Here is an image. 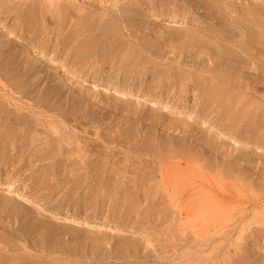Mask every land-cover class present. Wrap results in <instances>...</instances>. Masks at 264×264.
<instances>
[{
  "label": "rangeland",
  "instance_id": "rangeland-1",
  "mask_svg": "<svg viewBox=\"0 0 264 264\" xmlns=\"http://www.w3.org/2000/svg\"><path fill=\"white\" fill-rule=\"evenodd\" d=\"M33 1L34 0H10L9 2V0H0V73L2 74H0V97H2V94L4 95L2 97L4 104L0 102V108L4 105V108L6 107L5 109L10 113L3 110V107L1 108L2 110L0 109V113L1 111L3 113H1L2 116L0 114V123H6V128L3 126L4 124L0 125V127H3H1L2 131L0 128V133L3 132L0 134L2 135L0 136V140H5H3L2 143L0 141V202L4 200L0 203V206L3 207V203H5V205L8 204V206L10 205L9 207H7V205H4L3 208L0 207L2 208V210L0 209V211H2L0 212V221H3L2 223L0 222V227H2L0 228V252L2 253L5 248L7 249L3 251L2 254L4 255L0 253L1 264H11L12 262L13 264H63L64 262V264H185L186 261L187 264H197L199 253L200 256L204 254L202 257L205 258L201 257V259L198 260V264H200V262L201 264H221L222 262V264H264V241H261V238L263 239L264 237L262 234L264 235V233L260 235L259 231H254L253 234L249 235L248 233L250 232H247L249 229H246L248 223L253 227L257 226V228H262V224H264V211L262 212V210H264L262 209L264 206V197L255 196V194L264 196V121H261L262 119L260 116L258 117V114L262 115V111L264 110V0H55V2L46 0L50 1V4L52 3L51 6L48 4L49 2L45 4L44 0V2L35 0V4ZM59 1L63 2L59 3ZM37 3H40V7ZM53 3L57 6L53 5ZM61 4H63V8H61ZM33 5L39 7V11L38 8L34 9ZM41 5L48 7L46 9L44 8L46 12L42 13L45 10H41L43 9ZM52 6L57 9L52 10ZM31 7L33 8L31 9ZM39 12H41V14H39ZM37 15L38 17H36ZM40 16L42 18H40ZM25 21L27 23L29 21V25H27ZM98 21L100 26L103 25L101 28ZM31 23L32 25L30 26ZM33 27L35 28L34 30L32 29ZM31 32H33L32 35ZM37 32L41 34L40 37V34L38 35ZM168 34L173 38L176 36L175 39H172ZM168 36L170 37V41ZM169 44H171V46H169ZM172 46H174L173 50ZM26 51L29 52L30 55L28 53V55L25 54ZM5 53L8 54L6 55ZM11 56L12 58L10 59ZM228 56L231 58H228ZM8 57L9 59L7 60ZM2 58L5 59V61H3ZM1 65L3 67H1ZM227 70H230L233 74L240 72L238 73L239 81L237 82V86L240 85L239 87L235 85L236 82L234 86L233 83L228 86H226L224 82L222 83V79H224L223 73ZM8 72L10 73L9 75ZM24 72L25 77L23 76ZM59 74H64L68 82L60 76L58 78ZM38 79L39 81H37ZM30 82L35 83L32 85ZM1 83L4 84L2 85ZM13 83H15V85ZM217 83L218 86L223 88L222 92L219 94L216 90L218 87ZM27 84L30 85L28 89H26ZM16 85L17 89L15 88ZM229 87L233 89L227 91L230 89ZM12 88L16 89V91L11 90ZM23 88L27 93L24 92ZM5 94L9 95L7 96ZM25 94H29L32 98ZM11 95H13L14 99ZM5 96L7 97L4 98ZM5 100L7 101L5 102ZM9 102L13 105L11 103L9 104ZM36 105H40L39 107L43 112L37 109L39 107ZM29 106H31V108ZM28 107L29 109H27ZM42 107H44V109ZM14 108L15 110H12ZM18 108L21 109V111ZM231 108L234 109L232 110ZM221 111L224 112V114H222ZM246 113L249 117L246 116ZM58 114L60 116H58ZM5 116L15 117H9L10 119H7ZM26 116L27 118H25ZM227 118H229V120ZM3 119L5 122L1 121ZM11 119L13 124L11 123ZM22 119H24V123L21 121ZM90 119L92 120L90 121ZM177 119L182 123H178ZM33 120L36 124H34L35 122ZM219 120L221 122H219ZM15 122H17V124ZM54 122H56L55 125ZM10 123L11 125H9ZM22 123L27 127L30 125L31 128H24L26 126H23ZM172 123L174 125H172ZM258 123L260 124L258 125ZM92 124L95 125L93 126ZM177 124L180 129L177 126L178 130L175 131L173 128ZM187 124H189V126ZM11 126H13V129L10 128ZM19 126H23L24 129H21L22 127L20 128ZM58 126L61 127V129ZM168 126L169 131L166 130ZM170 126H173L171 128L174 131L171 130ZM39 127L40 129H38ZM94 127L98 129L96 130ZM243 127L245 129H243ZM16 128H19V130ZM33 129H36V131ZM41 129H43L41 131L43 133L39 132ZM37 130L38 133H35ZM11 132L15 133L12 134ZM51 132L58 135H53ZM67 133L71 134H69L70 139ZM47 134L50 136L48 137ZM113 134L115 135L113 136ZM5 135H8L7 139L9 137L14 139L13 142L15 143V140L18 139L19 143L14 146V143H11L9 139L7 142ZM12 135L16 136V138ZM116 135L119 138H117ZM24 138H26L27 141H24ZM41 138L43 140L40 141ZM108 138L111 139V143L113 141L111 145L110 140H107ZM156 138L157 140L155 141ZM37 139H39L38 142ZM49 139L52 140V143L51 141L49 142ZM67 139L71 140V146ZM29 140L30 144H28ZM59 141L63 143H59L61 144L60 146L56 144ZM39 142H41V145L38 148L41 149L36 150L34 145L36 143L35 146H37ZM64 142L66 146L69 144L68 147L64 148ZM7 144L10 145V148ZM18 145H21L22 148L19 146L17 149L16 146ZM28 145L31 146L28 147ZM48 145L50 151H52L50 153ZM88 145H90V147ZM167 145L173 149H170ZM92 146H95L98 151L96 149L94 150L93 148L95 147ZM174 146L177 147L178 152L180 151V153L182 152L184 155H191L187 157L192 159H189L190 164L188 166L185 161L181 159L180 167L184 169V167L187 166V168L185 173L179 174V178L199 181L208 175H211V177L213 175V180H216L215 178L219 176V179L217 178V183H221L222 188L226 192L229 194L232 192L235 196L239 191L238 198L235 196L238 201L244 197L242 201H239L241 202L239 206H241L242 203L243 206L239 207L237 205L238 207L233 210V212L236 211L235 215L237 216L232 217L231 221L233 222L235 220L236 224L240 226L242 225L241 220H243V222L245 221L243 224L245 226L242 225L245 229L241 232L245 237L242 236L236 239L238 235L241 236L240 232H238L241 229L239 225V227L237 226V233L227 231L231 229L230 224H235V222L232 223L230 221H227V224L224 223L226 226L228 225L227 228H229L227 229L226 226L224 227L223 225L225 231L221 228V225L219 226L220 229L223 230L222 233L225 232L224 235L217 233L219 236L215 237L216 233H211L215 228L209 227V225L213 223L208 222L205 224L208 230L205 229L203 232L205 238L202 236L199 240H192V229L194 230V228L200 227V225L197 224V226L193 228L191 226V224L194 226L193 220L197 218V215L190 218L189 223L185 220L186 216H184V211L178 214L176 213V209L168 208V206L165 205L162 207L152 206L150 202L152 198L150 190L153 191L156 180L159 181L161 178L159 177L160 174L154 175L149 173L154 167H157L155 164V162L158 161L157 158L169 155L172 150L175 151L174 149L176 148ZM107 147L108 150L110 149V153L114 150L112 152L115 154H111L115 156L113 157L110 154L112 159L109 156L108 150L104 149L105 152H108H106V154L103 151V148ZM180 147L183 148L181 149ZM2 148L3 150H1ZM89 148L91 149L89 150ZM164 148L165 153L163 152ZM30 149H32V151ZM166 149H170L168 153ZM29 150L31 152H29ZM55 151L57 152L56 154ZM58 152L60 154H58ZM137 152L140 154L137 155ZM149 152H154V155ZM42 153L44 154L42 155ZM52 153L53 156L55 154L54 158L51 157ZM73 153L75 156L80 154V158H75ZM101 153L105 155L102 156ZM28 154L31 155V158ZM66 154L70 155L66 156ZM98 154L102 157L105 156L103 161L107 159L109 162L107 160H105L106 163L105 161L102 162L100 160L102 158ZM156 154L162 156L159 157ZM59 155L65 156V159L68 158L70 161L67 159L66 162L62 156L57 157ZM135 155L140 159L135 157ZM155 155L156 157L153 160H156L153 164V160L151 159ZM130 156L131 159L129 158ZM120 157H123L122 159L126 161H121L124 162L122 164L125 165V168L123 166L122 169L117 168ZM195 157L197 158L195 159ZM44 158L47 159L44 160ZM52 158L54 160H52ZM77 158L79 161L76 160ZM113 158H116V160ZM92 159H95L98 164L96 165V162L92 161ZM149 159L151 162H149ZM130 160H133V164H131L132 162ZM200 160L202 164H198ZM202 160L205 161L202 162ZM68 161L72 164L71 170L69 169L71 165ZM76 161L80 163H76ZM98 161L102 162V165ZM115 161L117 163H115ZM138 162L140 164H138ZM114 163L116 165H114ZM145 163L148 167H146ZM150 163H152L151 165H153V167L150 166ZM233 163L237 164V166ZM50 164L53 165L51 170L55 167L53 171L49 170L51 167ZM107 164H109V166H107ZM122 164L120 163V165ZM203 164H206L204 165L205 167H202ZM98 165H101L100 168ZM126 165L128 167H126ZM59 166L60 169L58 168ZM78 166H80L81 170ZM132 166H135V174L133 172L134 167L132 168ZM149 166L151 170L148 169ZM196 166H199L200 169ZM219 166L220 168L218 170ZM66 167H68V172L69 170L72 171V174L70 172L67 174L66 170L64 171L65 174L64 172L60 174V170H64ZM75 167H77V169ZM107 167L110 168V171L112 170V173L115 171L116 173L109 174L110 171ZM84 168L87 170H82ZM137 168H141L142 170L138 169L137 172ZM56 169L57 171H55ZM224 169L225 171L229 170L234 177H232L229 172L225 173ZM233 169L236 175L233 173ZM146 170L148 173H145ZM217 170L220 173H222L223 170L224 175H219ZM124 171L127 173L126 175ZM210 171L212 174L209 173ZM73 172L79 173L73 174ZM101 172L103 173L99 174ZM117 172L119 174H117ZM200 172L202 175H200ZM215 173H217V176H215ZM150 175L153 176L151 177ZM225 175H227V177ZM122 176H124V181L121 180ZM127 176L129 177L127 178ZM156 176L160 179H156ZM176 176L177 174H167L170 180H173ZM147 177L149 180H152L153 185L147 184ZM222 177L225 179L223 180L224 182H222V180L220 181V179H223ZM229 178L234 179L230 180ZM226 179H228L227 182H225ZM131 180L133 181L131 182ZM234 180L238 181L235 182ZM229 181L232 183H229ZM240 181L243 186L239 184ZM237 182H239L238 184L241 186V189L239 185H237L239 189L237 188L238 191L236 190L237 192L235 191V193L234 188L237 187ZM145 183L148 185V188H146L147 185ZM149 183L151 182L149 181ZM227 183L229 184L227 185ZM230 184H232L233 187L235 184L234 190L230 187ZM142 185H145L144 188H146V190L140 188V186L143 187ZM142 189H144V191ZM123 190L125 191L123 192ZM240 190L241 193L245 191V193H243L245 196L239 194ZM142 192H145L143 194L145 195L144 198H142L143 196L140 194ZM122 193L126 194L123 195ZM239 196L243 197L240 198ZM251 196L254 199H252ZM136 199L140 200L138 201ZM259 200H262L261 202L263 203L260 204ZM142 201L144 203H142ZM133 203H135L136 207ZM244 203H246V207ZM17 204L18 206L16 207ZM21 205L22 207L25 206L24 208L27 209L24 210L21 208ZM127 206L132 210L135 208L134 211H136V214ZM139 206H141V208ZM153 208L156 209L154 210ZM162 208L164 209L162 210ZM22 209L24 211L23 213H21ZM140 209L142 212L139 211ZM256 209H259L257 210L258 212ZM15 210L18 211L16 212ZM242 210L244 213H242ZM157 213L159 217L158 215L156 216ZM170 213H173L175 218H173V214ZM257 213L262 215V217L255 215ZM146 214L154 217V219ZM23 215H26L25 219ZM249 215L251 217L253 216V220L251 218L249 220H244L249 218ZM170 217L172 219H170ZM256 217L258 220H256ZM167 218H169V221ZM233 218L240 221L237 222L236 219ZM38 219L42 221L38 223ZM45 219L48 221L46 222ZM85 220L88 221L87 224L84 223ZM184 220L186 223H184ZM247 221L249 222L247 223ZM43 222H46V225L51 227L48 229L46 225L44 226ZM48 222L51 223V225ZM54 222H56L57 225ZM255 222H257L256 225H254ZM168 223L169 227L168 225L166 226ZM180 223L184 224L183 229L187 227V230L183 232L181 226L178 228L177 225ZM186 224L191 226V230ZM53 226L55 228H53ZM35 227L37 229L39 227V229L43 231L37 230ZM58 229L61 230L59 231ZM176 230L181 231L177 232ZM44 231H46L47 234H45ZM226 232L230 236L226 234ZM177 233L181 234L179 236L180 242L178 243H176L177 240L179 241ZM184 233L188 234L185 235ZM5 234L7 236H5ZM56 234L63 235L60 238V235ZM207 234L209 235L207 236ZM210 234H212V236ZM8 235L9 237L11 236L9 239ZM173 235L176 237L174 238ZM226 235H228V237H226ZM185 236L188 237L189 240L188 238L186 240ZM248 236L251 238L247 239L249 238ZM252 236H254V239ZM53 238L56 239L53 240ZM206 238H208V240ZM224 238L227 239L224 240ZM38 239L42 240V242ZM190 240L192 243L194 242V244H192ZM9 241L11 246L9 245ZM238 242H240L242 250L245 252H242ZM34 243H36V245ZM203 243L206 245H203ZM18 244L19 247L21 246L19 249L16 247ZM188 244L190 246L189 248L192 249L188 248ZM219 244H221V247ZM13 246L14 248H11ZM47 246H49L51 250ZM211 246L215 247L214 249L212 248L214 252ZM184 247H187L189 251L186 249L184 250ZM198 247H203L202 249L204 251ZM59 248H62V250ZM16 249L22 252L20 253V251L18 252ZM233 249L236 255L233 254ZM5 251L7 253H5ZM40 251L41 254H39ZM51 251L53 252L51 253ZM183 251H185L189 257L185 256L187 254ZM193 251H195V253ZM226 251L229 254L228 256L225 254ZM28 252L33 254L34 258ZM241 252L244 254L242 255ZM222 255L224 257H222ZM2 256L6 257V259L2 258ZM16 257L21 258L17 259ZM23 257L25 258L23 259ZM181 257L186 258L182 259ZM194 257L197 258V260L194 259ZM13 258L14 260L16 258V262ZM28 258L30 261H26ZM43 258L49 260L46 261V259ZM56 258L60 260L63 258L62 260L64 262H62V260L60 262V260ZM207 258H210V260L208 261ZM222 258L225 260H222ZM193 259L196 260V262ZM10 260L11 262H9ZM228 260L230 261L228 262Z\"/></svg>",
  "mask_w": 264,
  "mask_h": 264
},
{
  "label": "bare ground",
  "instance_id": "bare-ground-1",
  "mask_svg": "<svg viewBox=\"0 0 264 264\" xmlns=\"http://www.w3.org/2000/svg\"><path fill=\"white\" fill-rule=\"evenodd\" d=\"M7 1H8V0H7ZM11 1H12V0H11ZM28 1H29V0H28ZM30 1H32V0H30ZM41 1H42V2L45 1V2H44L45 4H46V2H47V3L49 2L48 4H50V1H46V0H44V1L41 0ZM41 1H40V3L42 4ZM129 1H130V0H129ZM9 2H10V0H9ZM34 2H35V0L33 1V3H34ZM51 2H55V0H52ZM60 2H61V1H59V3H60ZM62 2H63V1H62ZM62 2H61V3H62ZM33 3H32V4H33ZM35 3H36V2H35ZM35 3H34V4H35ZM40 3H37V4L39 5ZM57 4H58V2H57ZM135 4H136V3H135ZM38 5H36V6H38ZM51 5H52V3L50 4V6H51ZM53 5H56V4L53 3ZM30 6H31V3H30ZM30 6H29V7H30ZM41 6H42V5H41ZM47 6H48V5H47ZM50 6H49V9H50ZM56 6H57V5H56ZM61 6H62L61 8L64 7L63 4H61ZM33 7H34V9L38 8V11H39V7H40V5H39V7H35V5H33ZM33 7H31V9H32ZM42 7H43V9H41V10H45L46 8H48V7H44V6H42ZM42 7H41V8H42ZM52 7H53V8H52ZM52 7H51L52 10H53V9H57V8H55L54 6H52ZM44 8H45V9H44ZM59 8H60V7H59ZM61 8H60V10H61ZM82 9H83V8H82ZM248 10H249V9H248ZM49 11H50V10H49ZM54 11H55V10H54ZM44 12H46V10L43 11L42 13H44ZM58 12H59V11H58ZM120 12H121V11H120ZM246 12H247V11H246ZM122 13H123V12H122ZM39 14H41V12H39ZM33 15H34V14H33ZM249 15H250V14H249ZM41 16H42V15H41ZM41 16H40V18H42ZM26 17H27V16H26ZM36 17H38V15H37ZM44 17H45V16H44ZM124 17H125V16H124ZM29 18H30V17H29ZM45 18H46V17H45ZM31 19H33V18H31ZM23 20H24V18H23ZM41 20H42V19H41ZM43 20H44V19H43ZM21 21H22V20H21ZM34 21H35V19H34ZM34 21H33V22H34ZM36 21H37V19H36ZM38 21H39V20H38ZM22 22H23V21H22ZM25 22H26V21H25ZM30 22H31V21H30ZM40 22H41V21H40ZM26 23H27V22H26ZM28 23H29V21H28ZM28 23H27V25H29ZM24 24H25V23H24ZM98 24H99V21H98ZM261 24H262V23H261ZM263 24H264V23H263ZM31 25H32V23L30 24V26H31ZM30 26H29V27H30ZM36 26H37V25H36ZM99 26H100V24H99ZM102 26H103V25H102ZM102 26H100V28H101ZM25 27H26V25H25ZM37 28H38V27H37ZM32 29L34 30L35 28L33 27ZM263 29H264V28H263ZM24 30H25V28H24ZM27 30H28V29H27ZM33 30H32V31H33ZM36 30H37V29H36ZM38 30H39V29H38ZM261 30H262V29H261ZM29 31H30V30H29ZM33 32H34V31H33ZM33 32H31V35H32ZM38 32H39V31H38ZM38 32H37V34H38ZM37 34H36V36H37ZM39 34H40V33H39ZM39 34H38V35H39ZM27 35H28V34H27ZM31 35H30V37H31V39H32V36H31ZM168 35L170 36V34H168ZM172 35H173V34H172ZM6 36H7V35H6ZM40 36H41V34L39 35V37H40ZM169 36H168V37H169ZM173 36H174V35H173ZM33 37H34V36H33ZM170 37H172V36H170ZM170 37L168 38L169 41H170ZM175 37H176V36H174V38L172 37V39H175ZM35 38H36V37H35ZM37 39H38V36H37ZM38 40H39V39H38ZM172 41H173V40H172ZM4 45H5V44H4ZM34 45H35V44H34ZM169 46H171V44H169ZM173 47H174V46H172V50H173ZM215 48H216V47H215ZM215 48H214V49H215ZM0 49H1V48H0ZM217 49H218V47H217ZM219 49H220V48H219ZM54 50H55V49H54ZM170 50H171V49H170ZM221 50H222V49H221ZM31 51H32V50H31ZM217 51H220V50H217ZM217 51H216V53H217ZM213 52H214V51H213ZM23 53H25V52H23ZM27 53L29 54V52L26 51L25 54H27ZM31 53H32V52H31ZM5 54L7 55L8 53H5ZM28 54H27V55H28ZM52 54H53V53H52ZM224 54H225V53H224ZM27 55H26V56H27ZM29 55H30V54H29ZM37 56H38V55H37ZM215 56H216V55H215ZM243 56H244V55H243ZM13 57H14V56H13ZM216 57H217V56H216ZM219 57H220V56H219ZM4 58H5V57H4ZM11 58H12V56L10 57V59H11ZM221 58H222V56H221ZM228 58H231V57L228 56ZM228 58H226V59H228ZM2 59H3V58H2ZM5 59H6V58H5ZM5 59H3V61H5ZM8 59H9V57L7 58V60H8ZM40 59H41V58H40ZM229 60H231V59H229ZM0 61H1V60H0ZM11 61H12V60H11ZM11 61H9V62H11ZM221 61H223V60H221ZM236 61H237V60H236ZM13 62H14V61H13ZM46 62H47V61H46ZM223 63H224V62H223ZM13 64H15V63H13ZM250 64H251V63H250ZM6 65H7V63H6ZM227 65H228V64H227ZM234 65H235V64H234ZM1 67H3V66L1 65ZM5 67H6V66H5ZM60 67H61V66H60ZM56 69H57V68H56ZM0 70H1V69H0ZM3 70H4V69H3ZM227 71H228V70H227ZM227 71L223 73V77H224V79H222V83L224 82V84H225L226 86H228V85H230V84L233 83V86H234V83L236 82L235 85L237 86V82L239 81L238 73H240V72H237V73H234V74H233L230 70H229L228 72H227ZM253 71H254V70H253ZM3 72H4V71H3ZM63 72H64V70H63ZM216 73H217V71H216ZM0 74H1V73H0ZM5 74H6V72H5ZM9 74H10V73L8 72V75H9ZM23 74H24L23 76L25 77V72H24ZM241 74H242V73H241ZM1 75H2V74H1ZM3 75H4V74H3ZM11 75H12V74H11ZM59 76H60L62 79L67 80V77L65 78L64 74H59V75H58V78H59ZM213 76H214V75H213ZM218 76H219V75H218ZM218 76H217V77H218ZM7 77H8V76H7ZM14 77H15V76H14ZM35 77H36V76H35ZM217 77H216V79H217ZM220 77H222V76H220ZM223 77H222V78H223ZM213 78H214V77H213ZM218 78H219V77H218ZM13 79H14V78H13ZM24 79H25V78H24ZM34 79H35V78H34ZM9 80H10V79H9ZM11 80H12V79H11ZM15 80H16V79H15ZM70 80H71V79H70ZM16 81H17V80H16ZM37 81H39V79H38ZM62 81H63V80H62ZM212 81H213V79H212ZM216 81H218V80H216ZM17 82H18V81H17ZM25 82H26V81H25ZM67 82H68V80H67ZM67 82H66V83H67ZM213 82H214V81H213ZM23 83H24V81H23ZM30 83H32V82H30ZM30 83H29V84H30ZM34 83H35V82H34ZM34 83H32V85H34ZM1 84L3 85L4 83H1ZM13 84L15 85V83H13ZM16 84H17V83H16ZM18 84H20V83H18ZM29 84H27V88H26V89L30 88V85H31V84H30V85H29ZM38 84H39V83H38ZM23 85H24V84H23ZM28 85H29V87H28ZM25 86H26V85H25ZM25 86H24V87H25ZM37 86H38V85H37ZM215 86H216V85H215ZM217 86H218V83H217ZM239 86H240V85H239ZM239 86H237V87H239ZM13 87H14V86H13ZM21 87H22V83H21ZM33 87H34V86H33ZM223 87H224V86H223ZM15 88L17 89V85H16ZM229 88H230V87H229ZM235 88H236V87H235ZM16 89H13V88H12L11 90H15V91H16ZM32 89H34V88H32ZM36 89H37V88H36ZM212 89H213V88H212ZM222 89H223V88H222L221 86H218L217 89H216V90H217V93L219 94L220 92H222ZM232 89H233V88H232ZM232 89L230 88V89H228L227 91L232 90ZM251 89H253V88H251ZM0 90H1V89H0ZM4 90H5V89H4ZM23 90H24V88H23ZM224 90H225V89H224ZM31 91H32V90H31ZM33 91H34V90H33ZM211 91H213V90H211ZM19 92H20V91H19ZM24 92H26V91L24 90ZM232 92H233V91H232ZM250 92H252V91H250ZM8 93H10V92H8ZM14 93H15V92H14ZM26 93H27V92H26ZM227 93H228V92H227ZM230 93H231V92H230ZM10 94H11V93H10ZM20 94H21V93H20ZM5 95H7V94H5ZM8 95H9V94H8ZM8 95H7V96H8ZM21 95H22V94H21ZM25 95H27V94H25ZM226 95H228V94H226ZM3 96H4V95L2 94V97H3ZM7 96H5L4 98H6ZM11 96H12V98H13V95H11ZM27 96H29V94H28ZM213 96H214V95H213ZM2 97H0V98H2ZM22 97H23V96H22ZM29 97H30V96H29ZM33 97H34V96H33ZM223 97H224V96H223ZM227 97H228V96H227ZM9 98H10V96H9ZM30 98H32V96H31ZM217 98H219V97H217ZM228 98H229V97H228ZM239 98H240V97H239ZM13 99H14V98H13ZM207 99H209V98H207ZM226 99H227V98H226ZM2 100H3V98L0 99V102H1V104H2V103L4 104V102H3L4 100H3V101H2ZM30 100H31V99H30ZM218 100H219V99H218ZM222 100H223V99H222ZM232 100H233V99H232ZM6 101H7V100H5V102H6ZM97 101H98V100H97ZM229 101H230V99H229ZM229 101H228V102H229ZM240 101H241V100H240ZM11 102H12V101H11ZM11 102H9V104H10ZM218 102H219V101H218ZM222 102H223V101H222ZM224 102H225V101H224ZM228 102H227V103H228ZM12 103H13V102H12ZM12 103H11V104H12ZM33 103H34V102H33ZM215 103H216V102H215ZM231 103H232V102H231ZM236 103H237V102H236ZM238 103H239V99H238ZM14 104H15V103H14ZM75 104H77V103H75ZM206 104H207V103H206ZM225 104H226V102H225ZM225 104H224V105H225ZM234 104H235V103H234ZM12 105H13V104H12ZM22 105H23V104H22ZM22 105H21V106H22ZM73 105H74V104H73ZM105 105H106V104H105ZM216 105H218V104H216ZM237 105H238V104H237ZM0 106H1V105H0ZM10 106H11V105H10ZM32 106H33V105H32ZM36 106H37V105H36ZM39 106H40V105H39ZM39 106H37V107H39ZM218 106H220V105H218ZM229 106H230V105H229ZM2 107H3V108H2ZM2 107H1V108H2L3 110H5L6 112L9 113V111H7V110L5 109L6 107L4 108V105H3ZM15 107H16V104H15ZM29 107L31 108V106H29ZM29 107H28L27 109H29ZM47 107H48V106H47ZM230 107H231V106H230ZM1 108H0V109H1ZM23 108H24V107H23ZM42 108L44 109V107H42ZM223 108H224V107H223ZM237 108H238V107H237ZM2 109H1V110H2ZM10 109H11V108H10ZM18 109H19V108H18ZM37 109H40V107L37 108ZM228 109H230V108H228ZM231 109H232V108H231ZM233 109H234V108H233ZM233 109H232V110H233ZM12 110H15V108L12 109ZM19 110L21 111V109H19ZM34 110H35V109H34ZM40 110H41V109H40ZM40 110H39V111H40ZM45 110H46V109H45ZM226 110H227V108H226ZM238 110H239V109H238ZM28 111H29V110H28ZM35 111H37V110H35ZM41 111H42V110H41ZM41 111H40V112H41ZM46 111H47V110H46ZM6 112H5V113H6ZM22 112H23V111H22ZM22 112H21V114H22ZM42 112H43V111H42ZM221 112H222V111H221ZM229 112H230V111H229ZM235 112H236V111H235ZM235 112H234V113H235ZM1 113H2V111H1ZM1 113H0V114H1ZM5 113H4V114H5ZM8 113H7V114H8ZM16 113H17V110H16ZM19 113H20V112H19ZM31 113H32V112H31ZM36 113H37V112H36ZM36 113H34V114H36ZM227 113H228V112H227ZM227 113H226V114H227ZM236 113H237V112H236ZM238 113H239V111H238ZM260 113H261V112H260ZM2 114H3V113H2ZM2 114H1V116H2ZM9 114H10V113H9ZM34 114H33V115H34ZM53 114H54V113H53ZM222 114H224V112H222ZM25 115H26V114H25ZM42 115H43V113H42ZM44 115H45V114H44ZM83 115H84V114H83ZM230 115H231V114H230ZM236 115H237V114H236ZM242 115H243V114H242ZM256 115H257V114H256ZM3 116H4V115H3ZM18 116H19V114H18ZM27 116H28V115H27ZM27 116H26L25 118H27ZM34 116H36V115H34ZM51 116H52V115H51ZM54 116H55V115H54ZM58 116H60V115L58 114ZM223 116H224V115H223ZM246 116H248L247 113H246ZM253 116L255 117L254 114H253ZM259 116H260V118L262 119L261 121H264V110L262 111V115L258 114V117H259ZM6 117H7V119H8V118L11 117V116H9V117H8V116H5V118H6ZM12 117H15V116H12ZM12 117H11V118H12ZM21 117H22V115H21ZM28 117H30V116H28ZM36 117H37V116H36ZM88 117H90V116H88ZM235 117H236V116H235ZM243 117H244V116H243ZM243 117H242V118H243ZM248 117H249V116H248ZM256 117H257V116H256ZM1 118H2V117H1ZM55 118H56V117H55ZM64 118H65V117H64ZM239 118H240V117H239ZM9 119H10V118H9ZM20 119H21V118H20ZM28 119H29V118H28ZM36 119H37V118H36ZM36 119H35V121H36ZM88 119H89V118H88ZM227 119L229 120V118H227ZM234 119H236V118H234ZM244 119H245V118H244ZM17 120H18V119H17ZM23 120H24V119H22L21 121L24 123ZM25 120H27V119H25ZM37 120H38V119H37ZM91 120H92V119H90V121H91ZM177 120H178V119H177ZM177 120H176V121H177ZM182 120H183V119H182ZM240 120H241V118H240ZM1 121H4V119L1 120ZM33 121H34V120H33ZM35 121H34V122H35ZM56 121H57V120H56ZM4 122H5V121H4ZM6 122H7V121H6ZM9 122H10V120H9ZM18 122H19V120H18ZM25 122H26V121H25ZM27 122H28V121H27ZM30 122H31V121H30ZM184 122H185V121H184ZM184 122H183V123H184ZM186 122H187V121H186ZM219 122H221V121L219 120ZM227 122H228V121H227ZM230 122H231V121H230ZM235 122H237V121H235ZM257 122H258V121H257ZM257 122H256V123H257ZM11 123H12V119H11ZM11 123H10L9 125H11ZM15 123L17 124V122H15ZM23 123H22V124H23ZM40 123H41V122H40ZM55 123H56V122H54V125H55ZM173 123H174V122H173ZM173 123H172V125H174ZM178 123H182V122H181V121L179 122V120H178ZM187 123H190V122H187ZM194 123H195V122H194ZM263 123H264V122H263ZM3 124H4V125H3ZM5 124H6V123H0V125H3L4 127H5ZM12 124H13V123H12ZM22 124H21V125H22ZM32 124H33V123H32ZM34 124H36V122H35ZM88 124H89V123H88ZM236 124H237V123H236ZM259 124H260V123H258V125H259ZM261 124H262V123H261ZM27 125H28V124H27ZM39 125H40V124H39ZM41 125H42V123H41ZM56 125H58V124H56ZM90 125H91V124H90ZM92 125H93V124H92ZM94 125H95V124H94ZM94 125H93V126H94ZM99 125H100V124H99ZM169 125H170V124H169ZM180 125H183V124H180ZM185 125H186V124H185ZM187 125L189 126V124H187ZM191 125H192V122H191ZM193 125H194V124H193ZM263 125H264V124H263ZM23 126H26V125L23 124ZM23 126H21L22 128H21L20 126H19V127H20L21 129H24V128L27 129L28 127H30V125H29L28 127L26 126V127H24V128H23ZM177 126H178V124L175 125L174 128H173L175 131L178 130L177 128H178L179 126H178V127H177ZM1 127H2V126H1ZM1 127H0V128H1ZM12 127H13V126H11L10 128H12ZM15 127H16V126H15ZM32 127H33V126H32ZM53 127H54V126H53ZM53 127H52V128H53ZM58 127H59V126H58ZM98 127H99V126H98ZM108 127H110V126H108ZM171 127H173V126H170V128H171ZM181 127H182V126H181ZM2 128H3V127H2ZM2 128H1V131H2ZM5 128H6V127H5ZM5 128H4V129H5ZM8 128H9V127H8ZM30 128H31V127H30ZM33 128H34V127H33ZM41 128H43V127H41ZM59 128L61 129V127H59ZM94 128H95V127H94ZM175 128H176V129H175ZM188 128H189V127H188ZM12 129H13V128H12ZM16 129L19 130V128H16ZM16 129H14V130H16ZM38 129H40V127H39ZM95 129H96V128H95ZM97 129H98V128H97ZM97 129H96V130H97ZM109 129H110V128H109ZM168 129H169V126H168V128H167L166 130H168ZM173 129L171 128V130H173ZM179 129H180V127H179ZM243 129H245V128L243 127ZM31 130H32V129H31ZM33 130L36 131V129H33ZM42 130H43V129H41L39 132H41ZM47 130H48V129H47ZM102 130H103V129H102ZM125 130H126V129H125ZM174 130H173V131H174ZM182 130H183V128H182ZM185 130H186V129H185ZM3 131H4V130H3ZM7 131H8V130H7ZM10 131H11V130H10ZM113 131H114V130H113ZM118 131H119V130H118ZM127 131H128V129H127ZM168 131H169V130H168ZM244 131H245V130H244ZM248 131H249V130H248ZM4 132H5V131H4ZM19 132L22 133L21 131H19ZM24 132H25V131H24ZM28 132H29V130H28ZM52 132H53V131H52ZM52 132H51V133H52ZM61 132H62V131H61ZM96 132H97V131H96ZM180 132H181V131H180ZM183 132H184V131H183ZM2 133H3V132H1L0 134H2ZM11 133H12V132H11ZM13 133H15V132H13ZM13 133H12V134H13ZM32 133H33V131H32ZM32 133H31V134H32ZM35 133H38V130H37V132H35ZM41 133H43V132H41ZM41 133H40V134H41ZM46 133H47V132H46ZM111 133H112V132H111ZM113 133H114V132H113ZM116 133H119V132H116ZM248 133H249V132H248ZM22 134H23V133H22ZM31 134H29V135H31ZM49 134H50V133H49ZM49 134H47L48 137L50 136ZM52 134H53V135H56V134H54V133H52ZM67 134H68V133H67ZM69 134H70V133H69ZM69 134H68V138L70 139ZM127 134H128V133H127ZM178 134H179V133H178ZM256 134H257V133H256ZM3 135H4V134H3ZM18 135H19V134H18ZM24 135H25V134H24ZM24 135H23V137H24ZM37 135H38V134H37ZM41 135H42V134H41ZM43 135H44V134H43ZM53 135H52V136H53ZM57 135H58V134H57ZM57 135H56V136H57ZM59 135H60V134H59ZM61 135H62V134H61ZM70 135H71V134H70ZM98 135H99V134H98ZM108 135H109V133H108ZM114 135H115V134H113V136H114ZM117 135H119V134H117ZM117 135H116V136H117ZM128 135H129V134H128ZM0 136H2V135H0ZM5 136H6V135H5ZM7 136H8V135H7ZM7 136L5 137L7 142H8V139H9V141H10L11 143H14V146H15V144L19 143L18 139L15 140V141H16V143H15V142H13L14 139H12V138H10V137L7 139ZM12 136H14V135H12ZM32 136H33V135H32ZM38 136H40V135H38ZM96 136H97V133H96ZM130 136H131V134H130ZM133 136H134V135H133ZM257 136H258V135H257ZM259 136H260V135H259ZM25 137H26V136H25ZM29 137H30V136H29ZM41 137L43 138V136H41ZM73 137H74V136H73ZM73 137H72V139H73ZM97 137H98V136H97ZM131 137H132V136H131ZM135 137H136V136H135ZM0 138H1V137H0ZM14 138H16V136H14ZM26 138H27V137H26ZM26 138H24V139H25L24 141H27ZM33 138H34V137H33ZM37 138H39V137H37ZM42 138L40 139V141L44 139V138H43V139H42ZM45 138H46V137H45ZM62 138H63V137H62ZM99 138H100V137H99ZM117 138H119V137L117 136ZM132 138H133V137H132ZM2 139H3V138H2ZM11 139H12V140H11ZM20 139H21V136H20ZM30 139H31V138H30ZM34 139H35V138H34ZM51 139H52V137H51ZM53 139H54V138H53ZM69 139H67V140L69 141V144H70V143H71V142H70L71 140H69ZM120 139H121V138H120ZM153 139H154V138H153ZM180 139H181V138H180ZM216 139H217V138H216ZM3 140H4V139H3ZM3 140H2V141H3ZM31 140H32V139H31ZM44 140H46V139H44ZM60 140H61V139H60ZM93 140H94V139H93ZM107 140H108V141L110 140V145L113 143V141H112V143H111V139L108 138ZM112 140H113V139H112ZM131 140H132V139H131ZM147 140H148V139H147ZM147 140H146V141H147ZM156 140H157V138L155 139V141H156ZM0 141H1V140H0ZM2 141H1V143H2ZM4 141H5V140H4ZM17 141H18V142H17ZM24 141H22V142H24ZM32 141H33V140H32ZM32 141H31V142H32ZM38 141H39V139H37V142H38ZM46 141H47V140H46ZM46 141H45V142H46ZM50 141H51V143H52V140L49 139V142H50ZM68 141H67V142H68ZM94 141H95V140H94ZM104 141H105V140H104ZM117 141H118V140H117ZM120 141H121V140H120ZM128 141H129V140H128ZM181 141H182V140H181ZM181 141H180V143H181ZM10 142H9V143H10ZM22 142H20V143H22ZM29 142H30V140L28 141V144H30ZM35 142H36V140H35ZM42 142H43V141H42ZM55 142H57V141H55ZM97 142H98V141H97ZM126 142H127V141H126ZM3 143H4V142H3ZM24 143H26V142H24ZM53 143H54V140H53ZM59 143H61V142L59 141V142L56 143V144L58 145ZM64 143H65V142H64ZM72 143H73V142H72ZM75 143H76V142H75ZM92 143H93V142H92ZM92 143H90V144H92ZM95 143H96V142H95ZM98 143H99V142H98ZM118 143H119V142H118ZM160 143H161V142H160ZM38 144H39V145H38ZM44 144H45V143H44ZM61 144H63V143H61ZM61 144H59V146H60ZM69 144H67V146H66V143H65V147H64V148L68 147ZM84 144H85V143H84ZM86 144H87V143H86ZM106 144H107V143H106ZM116 144H117V143H116ZM120 144H121V142H120ZM120 144H119V145H120ZM233 144H234V143H233ZM7 145H8V144H7ZM26 145H27V144H26ZM35 145H36V143H35ZM35 145H34V147H36V150H37V149H41V148H38V147L41 145V142L37 143V146H35ZM52 145H53V144H52ZM101 145H102V144H101ZM110 145H109V146H110ZM155 145H156V144H155ZM164 145H165V144H164ZM2 146H3V145H2ZM11 146H12V145H11ZM19 146H20V148H22L21 145L16 146V148L19 147ZM24 146H25V145H24ZM24 146H23V147H24ZM30 146H31V145H30ZM30 146L28 145V147H30ZM32 146H33V145H32ZM46 146H47V144H46ZM55 146H56V145H55ZM70 146H71V144H70ZM77 146H78V144H77ZM88 146L90 147V145H88ZM99 146H100V145H99ZM115 146H116V145H115ZM156 146H157V145H156ZM159 146H160V145H159ZM165 146H166V145H165ZM167 146H169V145H167ZM233 146H234V145H233ZM8 147L10 148V145H8ZM26 147H27V146H26ZM44 147H45V145H44ZM50 147H52V146H50ZM53 147H54V146H53ZM57 147H58V146H57ZM62 147H63V146H62ZM72 147H73V146H72ZM92 147H95V146H92ZM97 147H98V146H97ZM104 147H105V145H104ZM162 147H163V146H162ZM171 147H172V145H171ZM174 147H175V146H174ZM12 148H13V147H12ZM31 148H33V147H31ZM48 148H49V145H48ZM54 148H56V147H54ZM80 148H81V147H80ZM80 148H78V149H80ZM109 148H110V147H109ZM156 148H158V147H156ZM165 148H167V147H165ZM165 148H164L163 152L165 151ZM169 148H170V146H169ZM175 148H176V149H174L175 151L172 150L171 153H170L169 155H166L165 157H160V156H162V155L159 156V154L161 153V151H160L159 154H156V155H158V156L160 157V158H157V159H158L157 162H155L156 159L153 160V159L156 157V155H155L152 159L150 158L151 160H153L152 163L155 162V164H156L157 167H154V168L152 169L151 172L149 171V172H150L149 174H154V175H155V174H156V175H157V174H160L159 177L161 178V179L159 178V179H160V180H159V179L157 178V176H156V179L159 180V181H157V180L155 179V180H156V185H157V186H156V185L153 186V187H154V188H153V191H151V190L149 189L150 192H151L150 194H152V196L149 195V196L152 197V198L150 199V200H151L150 202H151L152 206L154 205V207H155V206H161V207H162V206L165 205V206H168V208L170 207V208H172V209H174V210L176 209V213H178V214L181 213V211H184V212H185V215H184V216H186V219H185V220L188 221V222H189V219H190V218L194 217V215H197V218H195V219L193 220V222H194V226H193L192 224H191V226H192V228H193V227H195V226H197V225H200V227H199V228H194V230L192 229V231H191V235L193 236V237L191 236V237H192V240H193V239H194V240H199L200 237L203 236V232H204V230H205V229L208 230V228L205 227V224H207L208 222L213 223L212 225L210 224L211 226L209 225V227H211V228H215L213 232L211 231V233H214V234L216 233V234H215V237H216V236L218 237L219 234H220V235H221V234L224 235L225 232L222 233V231L224 230L223 225H224V227L226 226L224 223H226L227 221L232 222V221H231L232 217H236V216H237V215H235V214H236V211H234V212H235V213H234L233 210H235L236 207L239 206V203H241V202H239V201H242V200L244 199L243 196H245V195H243V193H245V191H243V192L241 193V190H240V193H239V194H242V195H243V196H242L243 199H239V201H238V199H237V198H238V197H237V196H238V192H239V191L237 190V188H238L237 185L240 184L241 186H243V185H242V182H241V181H240V183L237 182V183H236V186H237V187H235V184H234V187H235V188L233 187L232 184H230V185H231L230 187H231L232 189H233V188L235 189V190L233 189L234 192H235L236 190L238 191V192L236 191L237 194H236L235 196H236L237 198H235V196L232 194V192H231V194H229L228 192H226V191L222 188V184H221V183H217V178H218L219 176L215 178L216 180H213V175H212V177H211V175H208V176L206 175L207 177H205V178H203V179H200L199 181H192V180H189L188 178H187V179L179 178V174H183V173L186 172V168H187V166L190 164V163H189V161H190L189 159H191L190 157L188 158L187 156H191V155H189V154H188V155H184V153L182 154V152L180 153V151H179V152L177 151V147H175ZM180 148H181V147H180ZM182 148H183V147H182ZM182 148H181V149H182ZM4 149H5V148H4ZM17 149H18V148H17ZM17 149H16V150H17ZM24 149H25V148H24ZM52 149H53V148H52ZM57 149H58V148H57ZM57 149H56V150H57ZM67 149H68V148H67ZM70 149H71V148H70ZM75 149H76V147H75ZM83 149H84V148H83ZM87 149H88V147H87ZM90 149H91V148H89V150H90ZM93 149L95 150L96 147L93 148ZM93 149H92V152L94 153ZM101 149H102V148H101ZM101 149H100V152H101ZM104 149H105V150H108V147H107V148H103V151L105 152ZM158 149H159V148H158ZM158 149H157V150H158ZM170 149H173V148H170ZM170 149H166V152L168 153V151H169ZM190 149H191V148H190ZM1 150H3V148H2ZM27 150H28V148H27ZM30 150L32 151V149H30ZM30 150H29V152H31ZM42 150H43V148H42ZM42 150H41V151H42ZM45 150H46V149H45ZM54 150H55V149H54ZM60 150H61V147H60ZM80 150H81V149H80ZM96 150H97V149H96ZM109 150H110V149H109ZM109 150H108V152H109ZM111 150H112V149H111ZM137 150H138V149H137ZM141 150H142V149H141ZM160 150H161V148H160ZM179 150H180V149H179ZM192 150H193V149H192ZM192 150H191V151H192ZM195 150H196V149H195ZM18 151H19V150H18ZM33 151L36 152L35 150H33ZM38 151H40V150H38ZM46 151H47V150H46ZM57 151H58V150H57ZM61 151H62V150H61ZM66 151H67V150H66ZM72 151H73V150H72ZM75 151H76V150H75ZM83 151H84V150H83ZM97 151H98V150H97ZM112 151H114V150H112ZM112 151H111V153H113ZM116 151H117V150H116ZM9 152H10V151H9ZM29 152H28V153H29ZM43 152H44V150H43ZM50 152H52V151H50V148H49V153H50ZM59 152H60V151H59ZM59 152H58V154H60ZM79 152H80V151H79ZM81 152H82V151H81ZM90 152H91V151H90ZM90 152H89V153H90ZM104 152H102V153H104ZM106 152H107V151H106ZM106 152H105V154H106ZM108 152H107V153H108ZM117 152H118V151H117ZM117 152H116V153H117ZM138 152H140V151H138ZM138 152H137V155L140 154V153H138ZM142 152H143V151H142ZM154 152H155V151H154ZM154 152H153V153L149 152V153L154 155ZM187 152H189V151H187ZM192 152H194V151H192ZM2 153H3V152H2ZM39 153H40V152H39ZM39 153H37V154H39ZM44 153H45V152H44ZM44 153H42V155H43ZM46 153H47V152H46ZM53 153H54V152H53ZM53 153L51 154V155H52L51 157L54 158V156H55V154H56L57 152L55 151L54 156H53ZM61 153H66V152H61ZM68 153H69V152H68ZM75 153H77V152H75ZM89 153H88V154H89ZM95 153H96V152H95ZM97 153H98V152H97ZM102 153H101L102 156L105 155V154H102ZM111 153L109 152V156H110ZM143 153H145V152H143ZM164 153H165V152H164ZM164 153H163V154H164ZM197 153H198V152H197ZM29 154H30V153H29ZM29 154H28V156H30V158H31V155H29ZM32 154H33V153H32ZM37 154H35V155H37ZM73 154H74V153H73ZM90 154H92V153H90ZM90 154H89V155H90ZM113 154H115V153H113ZM185 154H186V151H185ZM35 155H34V156H35ZM46 155H47V154H46ZM48 155H49V154H48ZM63 155H64V154H63ZM69 155H70V154H69ZM69 155L66 154V156H69ZM79 155H80V154H78L77 156H75V154H74V157H75V158H76V157H79V158H80ZM81 155L84 156L83 154H81ZM98 155H100V154H98ZM101 155H100V156H101ZM118 155H120V154H118ZM146 155H147V153H146ZM194 155H195V154H194ZM0 156H1V153H0ZM12 156H13V155H12ZM38 156H39V155H38ZM61 156H62V155H61ZM61 156L59 155V156H57V157H61ZM96 156H97V155H96ZM102 156H101L102 159H100L102 162H104L105 160H107V159H104V161H103V158H104L105 156H104V157H102ZM111 156L114 157L115 155H112V154H111ZM111 156H110V158H111ZM121 156H122V154H121ZM158 156H157V157H158ZM198 156H199V155H198ZM13 157H14V156H13ZM17 157H18V156H17ZM32 157H33V156H32ZM39 157H40V156H39ZM39 157H38V158H39ZM46 157H47V156H46ZM51 157H50V158H51ZM62 157H64V160H66V162H67V159H68V158L66 157L67 159H65V156H62ZM85 157H86V156H85ZM106 157H108V156H106ZM135 157H137V156L135 155ZM35 158H36V157H35ZM42 158H43V157H42ZM47 158H48V157H47ZM47 158H44V160L47 159ZM53 158H52V160H54ZM70 158H71V157H70ZM72 158H73V157H72ZM81 158H82V157H81ZM95 158H96V157H95ZM98 158H99V157H98ZM117 158H119V157H117ZM122 158H123V157H122ZM122 158L120 157V161H119V163H117V162L115 161V163L118 164V166H117L118 169H122L123 166H124V168H125V165H123L122 163H124V162H126V161H125L124 159H122ZM129 158L131 159V156H130ZM137 158H139V157H137ZM193 158H194V157H193ZM196 158H197V157H195V159H196ZM32 159H33V158H32ZM39 159H40V158H39ZM57 159H58V158H57ZM57 159H56V160H57ZM59 159H60V158H59ZM111 159H112V158H111ZM111 159H109V160H111ZM113 159L116 160V158H113ZM132 159H133V158H132ZM139 159H140V158H139ZM150 159H149V162H151ZM181 159H183V160L185 161L186 165H187L186 167H184V169L180 167V163H181L180 161H181ZM195 159H194V161H195ZM263 159H264V158H263ZM41 160H42V159H41ZM41 160H40V161H41ZM50 160H51V159H50ZM50 160H49V161H50ZM64 160H63V161H64ZM68 160H69V159H68ZM71 160H72V159H71ZM76 160H78V158H77ZM98 160H99V159H98ZM117 160H119V159H117ZM122 160H123L124 162H121ZM142 160H143V159H142ZM191 160H192V159H191ZM38 161H39V160H38ZM69 161H70V160H69ZM69 161H68V163H70ZM78 161H79V160H78ZM83 161H84V159H83ZM92 161H95V159H94V160L92 159ZM107 161H108V160H107ZM130 161L132 162L131 164H133V160H130ZM134 161H135V160H134ZM197 161H198V160H197ZM204 161H205V160H204ZM204 161L202 160V162H204ZM263 161H264V160H263ZM263 161H262V162H263ZM58 162H59V161H58ZM71 162H72V161H71ZM95 162H96L95 164L97 165V164H98L97 161H95ZM98 162H99V161H98ZM102 162H99V163L101 164ZM108 162H109V161H108ZM108 162H107V163H108ZM110 162H111V161H110ZM139 162H140V161H139ZM139 162H138V164H140ZM166 162H169L170 164H169V163H166ZM49 163H50V162H49ZM64 163H65V162H64ZM76 163H80V162H77V161H76ZM76 163H75V164H76ZM105 163H106V161H105ZM115 163H114V165H116ZM120 163H121L122 165H120ZM134 163H136V162H134ZM143 163H144V162H143ZM152 163H150V166L153 167V165H151ZM192 163H193V162H192ZM200 163H201V160L199 161L198 164H200ZM237 163H238V162H237ZM255 163H256V162H255ZM59 164H60V163H59ZM81 164H82V163H81ZM83 164H84V162H83ZM93 164H94V162H93ZM129 164H130V162H129ZM153 164H154V163H153ZM201 164H202V163H201ZM207 164H208V163H207ZM230 164H231V163H230ZM233 164H234V163H233ZM233 164H232V165H233ZM50 165H51V164H50ZM60 165H61V164H60ZM67 165H68V164H67ZM70 165H71V166L68 165V166H69V169L72 168V164H71V163H70ZM77 165H78V164H77ZM101 165H102V164H101ZM101 165H100V166H101ZM119 165H120L121 167H120ZM135 165H136V164H135ZM145 165H146V163H145ZM195 165H196V164H195ZM204 165H206V164H203L202 167H205ZM224 165H225V164H224ZM227 165H228V164H227ZM227 165H226V166H227ZM234 165L237 166V164H234ZM47 166H48V165H47ZM61 166H62V165H61ZM84 166H85V164H84ZM100 166L98 165L99 168H100ZM103 166H105V165H103ZM107 166H109V164H107ZM150 166H149V168H148L149 170H151V167H150ZM208 166H209V165H208ZM262 166H263V165H262ZM48 167H49V166H48ZM52 167H53V165H51L50 169H49V168H48V169L51 170ZM115 167H116V166H115ZM119 167H120V168H119ZM126 167H128V166L126 165ZM133 167H134V169H133L134 171H133V170H131V171H133L134 174H135V173H136V171H135V166H132V168H133ZM146 167H148V165H146ZM196 167L198 168L199 166H196ZM54 168H55V167H54ZM54 168H53V170H54ZM58 168L60 169V166H59ZM73 168H74V166H73ZM75 168L77 169V167H75ZM78 168L81 170L80 166H78ZM107 168H109V167H107ZM107 168H106V169H107ZM111 168H112V166H111ZM132 168H130V169H132ZM143 168H145V167H143ZM208 168H210V167H208ZM219 168H220V166L218 167V170H219ZM227 168H228V167H227ZM236 168H237V167H236ZM48 169H47V170H48ZM61 169H62V168H61ZM67 169H68V167H66L64 170H63V169L60 170V174H61L62 172H64L65 170L67 171ZM76 169H74V170H76ZM85 169H86V168H84V169H82V170H85ZM93 169H94V168H93ZM93 169H92V170H93ZM101 169L104 170L103 168H101ZM101 169H99V170H101ZM106 169H105V171H106ZM130 169H129V170H130ZM138 169H141V168H137V172H138ZM148 169H147V170H148ZM199 169H200V167H199ZM199 169H198V170H199ZM215 169H216V167H215ZM225 169H226V168H225ZM225 169H224V171H225ZM47 170H46V171H47ZM53 170H51V171H53ZM70 170H71V169H70ZM70 170H69V172L72 174V171H70ZM72 170H73V169H72ZM86 170H87V169H86ZM102 170H101V171H102ZM141 170H142V169H141ZM147 170L145 171V173L147 172ZM189 170H190V169H189ZM198 170H197V172H198ZM209 170H210V169H209ZM218 170H217V171H218ZM46 171H45V172H46ZM51 171H49V172H51ZM55 171H57V169H56ZM58 171H59V170H58ZM78 171H79V170H78ZM109 171H110V168H109ZM113 171H114V170H113ZM125 171H126V170H125ZM125 171H124V172H125ZM238 171H239V170H238ZM45 172H44V173H45ZM69 172L67 171V174H68ZM81 172H83V171H81ZM103 172H104V171H103ZM103 172H101V173H99V174H102ZM107 172H108V171H107ZM128 172H130V171H128ZM140 172H141V171H140ZM190 172H191V171H190ZM197 172H196V173H197ZM206 172H207V170H206ZM218 172H219V171H218ZM218 172H217V173H218ZM228 172L230 173L229 170L225 171V173H228ZM236 172H237V171H236ZM239 172H240V171H239ZM239 172H238V173H239ZM47 173H48V171H47ZM74 173H75V172H73V174H74ZM76 173H77V172H76ZM76 173H75V174H76ZM78 173H79V172H78ZM78 173H77V174H78ZM83 173H84V172H83ZM95 173H96V171H95ZM110 173L113 174V173H116V171L112 173V170H111V171L109 172V174H110ZM119 173H120V170H119ZM119 173L117 172V174H119ZM130 173H131V172H130ZM147 173H148V172H147ZM204 173H205V172H204ZM207 173H208V172H207ZM209 173L212 174L211 171H210ZM217 173H215V176H217ZM223 173H224V172H223V170H222V173L219 172V175L221 174V176H222ZM233 173H234V169H233ZM238 173H237V174H238ZM45 174H46V173H45ZM48 174H49V173H48ZM48 174H47V175H48ZM58 174H59V173H58ZM64 174H65V172H64ZM80 174H81V173H80ZM96 174H97V173H96ZM104 174H106V173H104ZM126 174H127V173L125 172V175H126ZM132 174H133V173H132ZM142 174H143V173H142ZM149 174H148V175H149ZM167 174H169V175H171V174H177V176H176V178H174L173 180H172V179L170 180V179H168ZM234 174L236 175V173H234ZM120 175H121V174H120ZM128 175L131 176L130 174H128ZM200 175H202L201 172H200ZM223 175H224V174H223ZM230 175H232V174L230 173ZM238 175H239V174H238ZM129 176H127V178H128ZM150 176H151V175H150ZM150 176H149V178H150ZM152 176H153V175H152ZM152 176H151V177H152ZM225 176L227 177V175H225ZM135 177H136V176H135ZM170 177H171V176H170ZM191 177H192V176H191ZM232 177H234V176L232 175ZM235 177H236V176H235ZM117 178H118V176H117ZM133 178H134V175H133ZM147 178H148V177H147ZM149 178H148V183L146 182L148 185H149V184H152V180H151V179L149 180ZM198 178H200V177H198ZM198 178H197V179H198ZM222 178H223V177H222ZM239 178H240V177H239ZM46 179L48 180L47 177H46ZM46 179H45V181H46ZM139 179H140V178H139ZM143 179H145V178H143ZM152 179H153V178H152ZM191 179H193V178H191ZM218 179H219V178H218ZM229 179H230V178H229ZM231 179H234V178H231ZM231 179H230V180H231ZM236 179H238V178H236ZM121 180L124 181V176H122V179H121ZM221 180H222V182H224L223 180H225V179L223 178V179H220V181H221ZM240 180H241V179H240ZM45 181H44V182H45ZM132 181H133V180H131V182H132ZM143 181H144V180H143ZM149 181H150L151 183H149ZM227 181H228V179H226L225 182H227ZM234 181L236 182V181H238V180H234ZM95 182H96V181H95ZM121 182H122V181H121ZM125 182H127V181H125ZM129 182H130V181H129ZM134 182H135V181H134ZM230 182H231V181H229V183H230ZM139 183H140V182H139ZM146 183H145V184H146ZM229 183H227V185H228ZM231 183H232V182H231ZM238 183H239V184H238ZM124 184H125V183H124ZM141 184H142V180H141ZM147 184H146V185H147ZM122 185H123V183H122ZM148 185H147L146 188H148ZM152 185H153V184H152ZM223 185H224V184H223ZM240 185H239V188L241 189V186H240ZM131 186H132V185H131ZM136 186H138V185H136ZM142 186H143V185H142ZM144 186H145V185H144ZM144 186H143V187L140 186V188H144ZM101 187H102V186H101ZM129 187H130V186H129ZM225 187L228 188L227 186H225ZM245 187H246V185H245ZM109 188H110V187H109ZM133 188H134V187H133ZM146 188H144V189L146 190ZM149 188H150V187H149ZM151 188H152V187H151ZM231 188H230V189H231ZM239 188H238V189H239ZM242 188H243V187H242ZM99 189H100V188H99ZM136 189H137V187H136ZM144 189H142V190L144 191ZM142 190H141V191H142ZM149 190H148V191H149ZM242 190H243V189H242ZM124 191H125V190H123V192H124ZM133 191H134V190H133ZM133 191H132V193H133ZM224 191H225L226 193H225ZM230 191H231V190H230ZM256 191H257V190H256ZM135 192H136V191H135ZM236 192H235V193H236ZM257 192H258V191H257ZM259 192H260V191H259ZM138 193H139V192H138ZM144 193H145V192L140 193V194H142V196H143L142 198L145 197V195H143ZM247 193H248V192H247ZM261 193H262V192H261ZM261 193H260V194H261ZM122 194H123V193H122ZM124 194H126V193H124ZM124 194H123V195H124ZM148 194H149V193H148ZM148 194H147V195H148ZM249 194H250V193H249ZM253 194H254V193H253ZM18 195H19V194H18ZM138 195H139V194H138ZM257 195H258V194H257ZM257 195L255 194L256 197H259V196H261V198L264 197V196H262V195H258V196H257ZM263 195H264V193H263ZM128 196H129V195H128ZM133 196H134V195H133ZM240 196H241V195H240ZM240 196H239V197H240ZM252 196H253V195H252ZM252 196H251V198H252ZM255 196H254V197H255ZM121 197H122V196H121ZM139 197H140V195H139ZM139 197H138V198H139ZM242 197H240V198H242ZM249 197H250V196H249ZM256 197H255V198H256ZM122 198H123V197H122ZM122 198H121V199H122ZM128 198H129V197H128ZM245 198H247V197H245ZM12 199H13V198H12ZM121 199H120V200H121ZM249 199H250V198H249ZM252 199H254V198H252ZM263 199H264V198H263ZM136 200H138V199H136ZM139 200H140V199H139ZM139 200H138V201H139ZM142 200H144V199H142ZM186 200H187V201H186ZM255 200H256V199H255ZM255 200H253V201H255ZM3 201H4V200H3ZM3 201H1L0 203H2ZM12 201H13V200H12ZM118 201H119V200H118ZM122 201L124 202L123 199H122ZM122 201H121V202H122ZM259 201H260V200H259ZM261 201H262V200H261ZM261 201H260V204L263 203V202H261ZM121 202H120V203H121ZM148 202H149V201H148ZM237 202H238V203H237ZM255 202H256V201H255ZM7 203H8V202H7ZM129 203H130V202H129ZM142 203H144V202L142 201ZM142 203H141V204H142ZM9 204H10V203H9ZM13 204L15 205L14 201H13ZM121 204H122V203H121ZM121 204H120V205H121ZM133 204H134V206H135V203H133ZM139 204H140V203H139ZM242 204H243V203H242ZM242 204H241V206H243ZM244 204H245L244 206L246 207V203H244ZM254 204H255V203H254ZM263 204H264V203H263ZM0 205H1V204H0ZM2 205H3V207H4L5 203H3ZM6 205H7V207L10 206V205L8 206V204H6ZM6 205H5V206H6ZM237 205H238V206H237ZM17 206H18V204L16 205V207H17ZM129 206H130V205H129ZM137 206H138V205H137ZM146 206H147V205H146ZM241 206H239V207H241ZM253 206H254V205H253ZM259 206H261V205H259ZM259 206H258V207H259ZM0 207H2V206H0ZM3 207H2V208H3ZM11 207H12V206H11ZM11 207H10V208H11ZM16 207H15V209H16ZM24 207H25V206H24ZM24 207H22V205H21V208H23L24 210L27 209V208H24ZM127 207H128V206H127ZM131 207H132V205H131ZM135 207H136V206H135ZM139 207L141 208V206H139ZM147 207H148V206H147ZM250 207H251V206H250ZM2 208H0V209L2 210ZM5 208H6V207H5ZM18 208H19V207H18ZM128 208H129V207H128ZM133 208H134V207H133ZM137 208H138V207H137ZM156 208H157V207H156ZM156 208H155V209H156ZM251 208H253V207H251ZM13 209H14V208H13ZM23 209H22L21 213L24 212ZM129 209H130V208H129ZM134 209H135V208H134ZM134 209H133V210L130 209V210H132V212H135L134 214H136V211H134ZM143 209H144V207H143ZM147 209H148V208H147ZM153 209H154V208H153ZM153 209H152V210H153ZM155 209H154V210H155ZM163 209H164V208H162V210H163ZM240 209H241V208H240ZM242 209H243V208H242ZM262 209H264V206H263ZM5 210H6V209H5ZM7 210H8V209H7ZM149 210H150V206H149ZM162 210H161V211H162ZM169 210H170V209H169ZM244 210H245V209H244ZM254 210H255V208H254ZM257 210H259V209H256V211H257ZM260 210H261V208H260ZM15 211H16V210H15ZM17 211H18V210H17ZM17 211H16V212H17ZM19 211H20V210H19ZM139 211L142 212L141 209H140ZM237 211H238V209H237ZM239 211H241V210H239ZM242 211H243V210H242ZM245 211H246V210H245ZM251 211H252V210H251ZM263 211H264V210H262V212H263ZM0 212H2V211H0ZM3 212H4V211H3ZM5 212H6V211H5ZM9 212H10V211H9ZM16 212H14V213H16ZM146 212H147V211H146ZM150 212H151V211H150ZM156 212H158V211H156ZM156 212H155V213H156ZM164 212H165V210H164ZM172 212H173V210H172ZM246 212H247V211H246ZM253 212H254V211H253ZM257 212H258V211H257ZM29 213H31V212H29ZM162 213H163V212H162ZM239 213H240V212H239ZM239 213H238V214H239ZM242 213H244V211H243ZM250 213H251V212H250ZM255 213H256V212H255ZM27 214H28V213H27ZM141 214H142V213H141ZM144 214H145V212H144ZM148 214H150V213H148ZM153 214H154V213H153ZM160 214H161V213H160ZM170 214H173V213H170ZM183 214H184V213H183ZM14 215H15V214H14ZM20 215H21V214H20ZM20 215H19V216H20ZM29 215H30V214H29ZM142 215H143V214H142ZM146 215H147V214H146ZM157 215H158V217H159V214H158V213L156 214V216H157ZM176 215H177V214H176ZM240 215H241V214H240ZM240 215H239V216H240ZM245 215H246V214H245ZM250 215H253V214H250ZM250 215H249V216H250ZM255 215H257V216H259V217H260V216L262 217V215H260V214H258V213L255 214ZM255 215H253V216H255ZM25 216H26V215H25ZM25 216L23 215L24 219L26 218ZM135 216H136V215H135ZM144 216H145V215H144ZM147 216H150V215H147ZM154 216H155V215H154ZM184 216H183V217H184ZM253 216H252V217L250 216L249 218H246V219H244V220H247V219L249 220L250 218L253 220ZM150 217H152V216H150ZM158 217H157V219H158ZM177 217H180V216H177ZM242 217H243V216H242ZM242 217H241V218H242ZM20 218H21V217H20ZM144 218H145V217H144ZM144 218H143V219H144ZM152 218L154 219V217H152ZM173 218H175V217H174V214H173ZM237 218H238V217H237ZM14 219H15V218H14ZM28 219H29V218H28ZM135 219H136V218H135ZM139 219H142V218H139ZM165 219H166V218H165ZM170 219H172V218L170 217ZM178 219H179V218H178ZM181 219H182V217H181ZM181 219H180V220H181ZM233 219H236V218H233ZM239 219H240V217H239ZM242 219H243V218H242ZM254 219H255V218H254ZM259 219H261V218H259ZM263 219H264V218H263ZM263 219H261V220H263ZM38 220H39V219H38ZM167 220L169 221V218H167ZM185 220H184V221H185ZM256 220H258L257 217H256ZM34 221H35V220H34ZM36 221H37V220H36ZM41 221H42V220H41ZM41 221L39 220L38 223L41 222ZM45 221H46V219H45ZM47 221H48V220H47ZM47 221H46V222H47ZM137 221H138V220H137ZM141 221H142V220H141ZM152 221H153V220H152ZM165 221H166V220H165ZM172 221H174V220H172ZM176 221H177V220H176ZM178 221H179V220H178ZM186 221H185L184 223H186ZM236 221L238 222V221H240V220L236 219ZM241 221H242L241 223H242V225H243L245 221H244V222H243V220H241ZM0 222H1V221H0ZM2 222H3V221H2ZM2 222H1V223H2ZM7 222H8V221H7ZM24 222H25V221H24ZM46 222H43V223H44V226L46 225ZM135 222H136V221H135ZM139 222H140V220H139ZM142 222H143V221H142ZM166 222H167V221H166ZM179 222H180V221H179ZM179 222H174V223H179ZM233 222H235V220H234ZM233 222H232V223H233ZM248 222H249V221H247V223H248ZM252 222H254V221H252ZM263 222H264V221H263ZM8 223H9V222H8ZM25 223H26V222H25ZM29 223H31V222H29ZM29 223H28V224H29ZM32 223H33V222H32ZM34 223H35V222H34ZM43 223H42V224H43ZM48 223H49V222H48ZM48 223H47V224H48ZM54 223L56 224V222H54ZM54 223H53V225H54ZM84 223L87 224L88 221L85 220ZM189 223H190V222H189ZM260 223H261V222H260ZM35 224H36V223H35ZM35 224H34V225H35ZM49 224L51 225V223H49ZM156 224H157V223H156ZM158 224H159V220H158ZM158 224H157V225H158ZM196 224H197V225H196ZM226 224H227V223H226ZM245 224H246V223H245ZM256 224H257V222H255L254 225H256ZM261 224H262V223H261ZM25 225H26V224H25ZM32 225H33V224H32ZM40 225H41V224H40ZM56 225H57V224H56ZM56 225H55V226H56ZM59 225H60V224H59ZM167 225H168V227H169V223L166 224V226H167ZM183 225H184V224H181V223H180V224H178L177 226H178V228H179V226H181V227H182V230H183V232H184L185 230H187V227H185V229H183ZM186 225L188 226L189 229L191 228L190 225H188V224H186ZM201 225H202V226H201ZM220 225H221V228H223V230L220 229V227H219ZM238 225H239V224H236V222H235V224L233 223V225L230 224V227H231L230 230H227V229H229V228H227L228 225L226 226L227 229H226V228H225V229H226L228 232H233V233H234V232L237 231V226H238ZM242 225H241V226L239 225V226L241 227V229L238 231V232H240L241 236L238 235L237 238H236V235L234 234V235H235L234 237H235L236 239H239V238L242 237V236L245 237V236L241 233V232L244 231V229H245L244 227H242ZM262 225H263L262 228H259V227L257 228V226H254V227H253V226H251V224L249 225V223H248V227L246 226V229H247V230L249 229V231H247V230H246V231H247V232H250V233H248L249 235H250V234H253L254 231H255V232L259 231V232H260V235H261V233H264V224H262ZM5 226H6V225H5ZM5 226H4V227H5ZM44 226H43V227H44ZM46 226L48 227V229L51 227V226L49 227V225H46ZM64 226H65V225H64ZM64 226H63V227H64ZM177 226H176V227H177ZM189 226H190V227H189ZM239 226H238V227H239ZM243 226H245V225H243ZM27 227H28V226H27ZM29 227H31V226H29ZM36 227H37V226H36ZM36 227H35V228H36ZM39 227H40V226H39ZM39 227H38V229H37V228H36V229H37V230H40ZM63 227H61V228H63ZM69 227H70V226H69ZM181 227H180V228H181ZM0 228H2V227H0ZM5 228H6V227H5ZM41 228H42V227H41ZM45 228H46V227H45ZM53 228H55V227L53 226ZM178 228H177V229H178ZM9 229H10V227H9ZM24 229H26V228H24ZM43 229H44V228H43ZM46 229H47V228H46ZM5 230H6V229H5ZM22 230H23V229H22ZM58 230L60 231L61 229H58ZM58 230H55V231H58ZM190 230H191V229H190ZM40 231H43V230L41 229ZM55 231H54V232H55ZM70 231H71V230H70ZM176 231H177V232H180L181 230H180V231L176 230ZM224 231H225V230H224ZM246 231H245V232H246ZM7 232H8V231H7ZM35 232H36V231H35ZM48 232H49V231H48ZM51 232H52V231H51ZM187 232H188V231H187ZM245 232H244V233H245ZM247 232H246V233H247ZM1 233H3V232H1ZM42 233H43V232H42ZM44 233L47 234L46 231H44ZM44 233H43V234H44ZM206 233H207V232H206ZM217 233H219V234L217 235ZM236 233H237V232H236ZM49 234H50V232H49ZM168 234H169V233H168ZM177 234H178V233H177ZM184 234H185V233H184ZM187 234H188V233H186L185 235H187ZM226 234H228V233L226 232ZM230 234H231V233H230ZM255 234H257V233H255ZM255 234H254V235H255ZM53 235H54V234H53ZM56 235H60V234H56ZM62 235H63V234H62ZM62 235H60L59 237L61 238ZM132 235H133V234H132ZM180 235H181V234H178V235H177L178 238H179ZM208 235H209V234H207V236H208ZM210 235L212 236V234H210ZM228 235H229V234H228ZM228 235H226V237H228ZM260 235H259V236H260ZM5 236H7V235L5 234ZM46 236H47V235H46ZM189 236H190V235H189ZM207 236H206V237H207ZM229 236H230V235H229ZM255 236H256V235H255ZM257 236H258V235H257ZM262 236H264V235L262 234ZM10 237H11V236H10ZM10 237H9V235H8V239H9ZM25 237H26V236H25ZM50 237H51V235H50ZM53 237H54V236H53ZM56 237H58V236H56ZM173 237L175 238L176 236L173 235ZM181 237H183V236H181ZM185 237H186V236H185ZM203 237L205 238V236H203ZM248 237H249V236H248ZM253 237H254V236H252V238H253ZM43 238H44V236H43ZM148 238H149V237H148ZM187 238H188V237H186V240H187ZM204 238H203V239H204ZM208 238H209V237H208ZM208 238H206V239L208 240ZM250 238H251V237H249V238H247V239H250ZM259 238H260V237H259ZM0 239H1V237H0ZM2 239H3V238H2ZM8 239H7V240H8ZM54 239H56V238H53V240H54ZM57 239H58V238H57ZM172 239H173V238H172ZM203 239H202V240H203ZM212 239H213V237H212ZM225 239H227V238H224V240H225ZM243 239H244V238H243ZM253 239H254V238H253ZM5 240H6V239H5ZM5 240H4V242H5ZM38 240L42 242V240H40V239H38ZM48 240H49V239H48ZM50 240H51V239H50ZM58 240H59V239H58ZM181 240H182V239H181ZM184 240H185V239H184ZM184 240H183V241H184ZM188 240H189V238H188ZM228 240H229V238H228ZM228 240H227V241H228ZM234 240H235V239H234ZM245 240H246V239H245ZM245 240H244V241H245ZM10 241H11V240H10ZM10 241H9V245L11 246ZM44 241H45V238H44ZM230 241H231V240H230ZM230 241H229V242H230ZM232 241H233V239H232ZM237 241H238V240H237ZM237 241H236V242H237ZM240 241H241V240H240ZM254 241H255V240H254ZM261 241H262V242L264 241V237H263V239L261 238ZM11 242H12V241H11ZM45 242H46V241H45ZM62 242H63V241H62ZM178 242H180V238H179V241L177 240L176 243H178ZM190 242H191V240H190ZM190 242H189V243H190ZM203 242H204V241H203ZM236 242H235V243H236ZM249 242L251 243L250 240H249ZM255 242H256V241H255ZM5 243H6V242H5ZM63 243H64V242H63ZM184 243H185V242H184ZM191 243H192V242H191ZM191 243H190V244H191ZM199 243H201V242H199ZM206 243H207V242H206ZM242 243H244V242H242ZM246 243H248V242H246ZM250 243H249V244H250ZM6 244H7V243H6ZM34 244L36 245V243H34ZM43 244H44V243H43ZM185 244H186V243H185ZM192 244H194V242H193ZM217 244H218V243H217ZM230 244H231V243H230ZM244 244H245V243H244ZM7 245H8V244H7ZM15 245H16V244H15ZM38 245H39V244H38ZM60 245H61V244H60ZM63 245H65V244H63ZM63 245H62V246H63ZM150 245H151V244H150ZM176 245H177V244H176ZM183 245H184V244H183ZM203 245H206V244L203 243ZM219 245H220V247H221V244H219ZM219 245H218V246H219ZM223 245H224V244H223ZM232 245H233V244H232ZM238 245H240L239 247H240L241 250H242V246H241L240 242H238ZM262 245H263V243H262ZM39 246H40V245H39ZM53 246H54V245H53ZM196 246H197V244H196ZM201 246H202V245H201ZM235 246H236V245H235ZM16 247H17L18 249L21 248V246L19 247V244H18V246H16ZM32 247H33V244H32ZM42 247H43V246H42ZM47 247H49V246H47ZM47 247H46V248H47ZM51 247H52V246H51ZM55 247H58V246H55ZM144 247H145V246H144ZM144 247H143V248H144ZM153 247H154V246H153ZM180 247H181V246H180ZM189 247H190V246H189V244H188V248H189ZM222 247H223V246H222ZM232 247H233V246H232ZM236 247H237V246H236ZM258 247H259V246H258ZM8 248H9V247H8ZM11 248H14V246L11 247ZM36 248H38V247H36ZM49 248H50V247H49ZM195 248H197V247H195ZM198 248H201V247H198ZM202 248H203V247H202ZM202 248H201V249H202ZM212 248L214 249L215 247H214V246H213V247L211 246V249H212ZM5 249H6V248H5ZM5 249H4V250H5ZM52 249H53V248H52ZM56 249H57V248H56ZM59 249L62 250V248H59ZM59 249H58V250H59ZM181 249H182V248H181ZM185 249L188 250L187 247H186V248L184 247V250H185ZM189 249H192V248H189ZM211 249H210V250H211ZM213 249H212V250H213ZM234 249H235V248H234ZM234 249H233V250H234ZM237 249H239V248H237ZM4 250H3V251H4ZM6 250H7V249H6ZM9 250H11V249H9ZM16 250H17V249H16ZM24 250H25V248H24ZM24 250H23V253H24ZM35 250H36V249H35ZM50 250H51V248H50ZM60 250H59V251H60ZM176 250H177V249H176ZM178 250H179V248H178ZM178 250H177V251H178ZM202 250H203V249H202ZM216 250H217V249H216ZM216 250H215V251H216ZM225 250H226V249H225ZM235 250H236V249H235ZM235 250H234V253H233L234 255H236ZM261 250H262V249H261ZM3 251H2V253H3ZM11 251H12V250H11ZM17 251L19 252L20 250H17ZM25 251H26V250H25ZM41 251H43V250H41ZM41 251H40L39 254H41ZM56 251H57V250H56ZM188 251H189V250H188ZM203 251H204V250H203ZM208 251H209V250H208ZM238 251H240V250H238ZM250 251H251V250H250ZM9 252H10V251H9ZM13 252H14V251H13ZM15 252H16V251H15ZM18 252H16V253H18ZM21 252H22V251H20V253H21ZM38 252H39V251H38ZM52 252H53V251H51V253H52ZM181 252H182V251H181ZM183 252H185V251H183ZM193 252L195 253V251H193ZM193 252H192V253H193ZM209 252H210V251H209ZM209 252H208V253H209ZM213 252H214V250H213ZM218 252H219V251H218ZM242 252H245V251L242 250ZM242 252H241V253H242ZM0 253H1V252H0ZM2 253H1V254H2ZM5 253H7V252L5 251ZM11 253H12V252H11ZM11 253H10V254H11ZM26 253H27V252H26ZM26 253H25V256H26ZM28 253H29V252H28ZM32 253H33V252H32ZM48 253H49V251H48ZM61 253H62V252H61ZM185 253H186V252H185ZM198 253H199V252H198ZM204 253H205V252H204ZM208 253H207V254H208ZM210 253H211V252H210ZM18 254H19V253H18ZM29 254H30V253H29ZM35 254H36V253H35ZM37 254H38V253H37ZM146 254H147V253H146ZM183 254H184V253H183ZM186 254H187V253H186ZM201 254H202V251H201ZM217 254H218V253H217ZM225 254H227V256L229 255V254L227 253V251L225 252ZM243 254H244V253H242V255H243ZM2 255H4V254H2ZM14 255H15V253H14ZM30 255H32V257H33V254H30ZM189 255H190V252H189ZM203 255H204V254H203ZM203 255H202V256H203ZM213 255H215V254H213ZM242 255H241V256H242ZM9 256H11V255H9ZM12 256H13V255H12ZM16 256H17V255H16ZM22 256H23V255H22ZM34 256H35V255H34ZM185 256H188V254L185 255ZM202 256H200V253H199V258H198V260L201 259ZM217 256H218V255H217ZM225 256H226V255H225ZM238 256H239V255H238ZM30 257H31V256H30ZM30 257H29V258H30ZM36 257H38V256H36ZM36 257H35V259H36ZM58 257H59V256H58ZM179 257H180V256H179ZM183 257H184V256H183ZM188 257H189V256H188ZM192 257H193V255H192ZM222 257H224V256L222 255ZM230 257H231V256H230ZM236 257H237V256H236ZM2 258H5V259H6V257H3V256H2ZM16 258H17V257H16ZM16 258H15V260H16ZM18 258H19V257H18ZM18 258H17V259H18ZM20 258H21V257H20ZM20 258H19V259H20ZM24 258H25V257H23V259H24ZM29 258H28L26 261H28ZM33 258H34V257H33ZM46 258H47V257H46ZM46 258H43V259H46ZM50 258H51V257H50ZM150 258H151V257H150ZM181 258H182V257H181ZM185 258H186V257H185ZM185 258H182V259H185ZM202 258H205V257H202ZM225 258H227V257H225ZM228 258H229V257H228ZM262 258H263V257H262ZM0 259H1V258H0ZM43 259H42V260H43ZM51 259H52V258H51ZM51 259H50V260H51ZM56 259H59V258H56ZM62 259H63V258H61V260H62ZM182 259H181V260H182ZM187 259H188V258H187ZM194 259L197 260V258H195V257H194ZM194 259H193V260H194ZM207 259H208V261L210 260V258H207ZM229 259H230V258H229ZM239 259H240V258H239ZM7 260H8V258H7ZM7 260H6V261H7ZM13 260H14V258H13ZM13 260H12V261H13ZM15 260H14V261H15ZM40 260H41V259H40ZM48 260H49V259H48ZM48 260L46 259V261H48ZM59 260H60V259H59ZM61 260H60V262H61ZM191 260H192V259H191ZM196 260H194V261L196 262ZM198 260H197V264H198ZM222 260H225V259L222 258ZM235 260H236V259H235ZM240 260H241V259H240ZM240 260H239V261H240ZM3 261H4V260H3ZM6 261H5V262H6ZM29 261H30V260H29ZM38 261H39V260H38ZM52 261L54 262L53 259H52ZM65 261H66V260H65ZM183 261H185V260H183ZM188 261H189V260H188ZM203 261H204V260H203ZM206 261H207V260H206ZM206 261H205V262H206ZM229 261H230V260H228V262H229ZM237 261H238V258H237ZM9 262H11V260H10ZM15 262H16V261H15ZM17 262H18V260H17ZM19 262H20V261H19ZM21 262H22V261H21ZM24 262H25V261H24ZM42 262H43V261H42ZM62 262H64V261L62 260ZM67 262H69V261H67ZM76 262H77V261H76ZM177 262H178V261H177ZM177 262H176V263H177ZM191 262H192V261H191ZM225 262H227V261H225ZM7 263H8V262H7ZM22 263H23V262H22ZM49 263H50V262H49ZM55 263H57V262H55ZM64 263H65V262H64ZM64 263H63V264H64ZM149 263H150V262H149ZM182 263H184V262H182ZM220 263H221V262H220ZM222 263H223V262H222ZM222 263H221V264H222ZM0 264H1V261H0ZM3 264H5V263H3ZM11 264H13V262H12ZM25 264H26V263H25ZM34 264H35V263H34ZM51 264H52V263H51ZM53 264H54V263H53ZM57 264H58V263H57ZM59 264H60V263H59ZM67 264H68V263H67ZM71 264H72V263H71ZM177 264H178V263H177ZM185 264H187V261L185 262ZM191 264H193V263H191ZM194 264H195V263H194ZM200 264H201V262H200ZM203 264H204V263H203ZM228 264H229V263H228Z\"/></svg>",
  "mask_w": 264,
  "mask_h": 264
}]
</instances>
